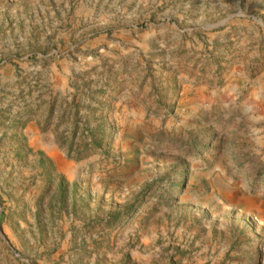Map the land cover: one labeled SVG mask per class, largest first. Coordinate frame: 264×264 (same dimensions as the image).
Returning a JSON list of instances; mask_svg holds the SVG:
<instances>
[{
    "label": "rangeland",
    "instance_id": "obj_1",
    "mask_svg": "<svg viewBox=\"0 0 264 264\" xmlns=\"http://www.w3.org/2000/svg\"><path fill=\"white\" fill-rule=\"evenodd\" d=\"M0 234V264H264V0H0Z\"/></svg>",
    "mask_w": 264,
    "mask_h": 264
},
{
    "label": "water",
    "instance_id": "obj_2",
    "mask_svg": "<svg viewBox=\"0 0 264 264\" xmlns=\"http://www.w3.org/2000/svg\"><path fill=\"white\" fill-rule=\"evenodd\" d=\"M1 235V234H0ZM2 237V236H1ZM3 238V237H2Z\"/></svg>",
    "mask_w": 264,
    "mask_h": 264
}]
</instances>
